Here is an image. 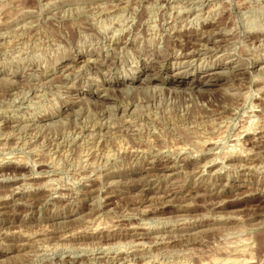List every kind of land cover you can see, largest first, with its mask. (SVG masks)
Wrapping results in <instances>:
<instances>
[{"label": "rangeland", "instance_id": "obj_1", "mask_svg": "<svg viewBox=\"0 0 264 264\" xmlns=\"http://www.w3.org/2000/svg\"><path fill=\"white\" fill-rule=\"evenodd\" d=\"M231 260L264 264V0H0V264Z\"/></svg>", "mask_w": 264, "mask_h": 264}, {"label": "bare ground", "instance_id": "obj_2", "mask_svg": "<svg viewBox=\"0 0 264 264\" xmlns=\"http://www.w3.org/2000/svg\"><path fill=\"white\" fill-rule=\"evenodd\" d=\"M205 3V2H204ZM200 4V3H199ZM202 5H203V3H202ZM134 6V5H133ZM193 16V15H192ZM197 21V20H196ZM205 39V38H204ZM200 40V39H199ZM192 49V48H191ZM194 49V48H193ZM196 49V48H195ZM198 51V50H197ZM198 53H196V51L194 52V51H192L191 52V50H190V52L188 53V54H184V56L182 57V58H187L188 56H189V58H191L192 56H195V55H197ZM80 58V57H79ZM153 81V78H150V77H145L144 79H142L141 80V82L142 83H144V85L145 84H150L151 82ZM203 83V82H202ZM191 84V87H193L194 88V84H192V83H190ZM150 89V88H149ZM255 105V104H254ZM253 139V138H252ZM251 140V139H250ZM208 141V140H207ZM206 141V142H207ZM251 142H256V138H254L253 139V141H251ZM237 143V142H236ZM203 144V143H202ZM242 145V144H241ZM244 145V144H243ZM197 146V145H196ZM213 146V145H212ZM235 146V145H234ZM203 147V146H202ZM230 147V149H232L233 150V148H231V147H233V144H232V146H229ZM210 148V147H209ZM230 149H228V150H230ZM201 150V149H200ZM236 150V149H235ZM234 150V151H235ZM230 153V152H229ZM225 157V156H224ZM47 185V184H46ZM94 218V217H93ZM71 232V231H70ZM27 239V238H26ZM34 240V239H33ZM140 242V241H139ZM135 244V243H134ZM77 247V246H76ZM228 260V259H227ZM216 261V260H215ZM230 261V260H229ZM229 261H227V262H229ZM232 261V260H231ZM144 262V261H143ZM233 262H236V261H232V264H235V263H233ZM239 261H237V263H238ZM242 262H245V263H247L246 261H242ZM120 263V262H119ZM240 263V262H239ZM227 264H229V263H227ZM230 264H231V262H230ZM242 264V263H241ZM244 264V263H243Z\"/></svg>", "mask_w": 264, "mask_h": 264}]
</instances>
